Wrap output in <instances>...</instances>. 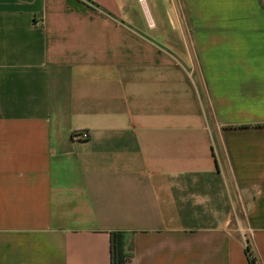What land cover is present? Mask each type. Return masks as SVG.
I'll list each match as a JSON object with an SVG mask.
<instances>
[{
	"label": "crops",
	"instance_id": "obj_1",
	"mask_svg": "<svg viewBox=\"0 0 264 264\" xmlns=\"http://www.w3.org/2000/svg\"><path fill=\"white\" fill-rule=\"evenodd\" d=\"M160 3L0 0V264H264V0Z\"/></svg>",
	"mask_w": 264,
	"mask_h": 264
},
{
	"label": "rangeland",
	"instance_id": "obj_2",
	"mask_svg": "<svg viewBox=\"0 0 264 264\" xmlns=\"http://www.w3.org/2000/svg\"><path fill=\"white\" fill-rule=\"evenodd\" d=\"M126 2H129L131 22L135 23L137 26H142L143 29L141 30L149 36H153V33L156 31L158 25L169 23L171 15L160 13L159 6L162 5L160 0H125V4ZM162 32L167 34L171 39L170 30H163ZM172 41L175 44L178 43L176 38H172Z\"/></svg>",
	"mask_w": 264,
	"mask_h": 264
},
{
	"label": "trees",
	"instance_id": "obj_3",
	"mask_svg": "<svg viewBox=\"0 0 264 264\" xmlns=\"http://www.w3.org/2000/svg\"><path fill=\"white\" fill-rule=\"evenodd\" d=\"M126 231L111 230L109 232V264H125L128 258L126 249ZM245 254L249 264H258L255 256L245 245Z\"/></svg>",
	"mask_w": 264,
	"mask_h": 264
},
{
	"label": "built area",
	"instance_id": "obj_4",
	"mask_svg": "<svg viewBox=\"0 0 264 264\" xmlns=\"http://www.w3.org/2000/svg\"><path fill=\"white\" fill-rule=\"evenodd\" d=\"M73 135L75 137H79V138H85L87 136V131L81 129V130H77V131H74Z\"/></svg>",
	"mask_w": 264,
	"mask_h": 264
}]
</instances>
